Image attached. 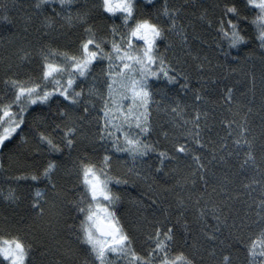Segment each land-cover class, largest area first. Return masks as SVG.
<instances>
[{
    "label": "snow or ice",
    "instance_id": "obj_1",
    "mask_svg": "<svg viewBox=\"0 0 264 264\" xmlns=\"http://www.w3.org/2000/svg\"><path fill=\"white\" fill-rule=\"evenodd\" d=\"M0 33V264H264V0H0Z\"/></svg>",
    "mask_w": 264,
    "mask_h": 264
},
{
    "label": "trees",
    "instance_id": "obj_2",
    "mask_svg": "<svg viewBox=\"0 0 264 264\" xmlns=\"http://www.w3.org/2000/svg\"><path fill=\"white\" fill-rule=\"evenodd\" d=\"M9 4L11 3V0H6ZM19 2V0H17ZM26 2V0H25ZM12 15H17L15 12L12 13ZM0 34H6V33H0ZM225 48L227 47L226 41H225ZM4 47L3 43L0 42V49ZM256 45H252V48H255ZM255 55H259V53H255ZM239 56L241 63L236 64V63H228L226 60H221V63H224L226 65V71L231 72L233 69L239 70L240 68L244 67L246 63H250V57L253 56V52L251 48H244L242 51L240 50H233L232 55L228 58V60H231L233 57Z\"/></svg>",
    "mask_w": 264,
    "mask_h": 264
}]
</instances>
